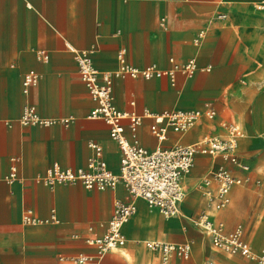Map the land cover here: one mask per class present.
Segmentation results:
<instances>
[{
	"label": "crops",
	"instance_id": "crops-1",
	"mask_svg": "<svg viewBox=\"0 0 264 264\" xmlns=\"http://www.w3.org/2000/svg\"><path fill=\"white\" fill-rule=\"evenodd\" d=\"M220 14L225 19H217ZM200 31L205 35L196 47L193 40ZM68 47L93 49L92 65L100 73L116 70L119 51L137 69L155 66L165 72L170 59L178 64L195 60L199 71L191 79L177 74L174 87L165 75L113 80V102L120 112L200 113L186 133L168 132L167 142L155 140L148 119L134 136L123 122L124 135L153 151L223 138L234 125L242 132L238 156L249 171L220 158L196 156L182 180L179 216L170 219L133 199L121 185L105 191L78 183L46 185L42 178L53 165L85 168L90 144L102 149L110 172L117 175L120 167L121 153L109 127L88 118L94 104ZM38 51L48 55L46 63L36 59ZM29 71L38 82L24 93L22 81ZM25 106L42 118H70L72 123L67 128L23 126ZM219 166L247 181L231 189L224 209L207 212L200 188ZM116 200L134 202L136 212L122 228L124 247L107 254L102 264H161L160 255L144 245L155 241L190 243L188 260L173 256L167 264H201L202 259L203 264H253L211 248L190 223L202 212L221 222L226 233L241 227L253 253H264V0H0V264H55L59 256L92 255L85 240L105 233ZM201 241L207 252L199 259Z\"/></svg>",
	"mask_w": 264,
	"mask_h": 264
},
{
	"label": "built area",
	"instance_id": "built-area-1",
	"mask_svg": "<svg viewBox=\"0 0 264 264\" xmlns=\"http://www.w3.org/2000/svg\"><path fill=\"white\" fill-rule=\"evenodd\" d=\"M261 8L260 6L258 9ZM217 19H225V15L220 14ZM160 26H164V20L160 21ZM204 35V31L197 34L193 40L196 47L201 45ZM68 49L74 54L79 79L94 104L88 118L100 120L109 127V137L117 144L121 153L120 167L117 175L110 172L102 158V149L90 144L92 154L85 168L70 170L53 165L42 178L46 185L52 187L78 183L87 190L95 191L115 190L118 185H121L133 199L142 200L149 209H156L164 219H170L179 216V207L185 197L182 180L193 168L196 156L220 158L224 163L230 164L241 172L249 171L248 166L241 162L238 156V142L242 138V132L234 125L227 128L226 136L223 138L206 137L190 146L176 145L167 149L159 147L153 151L140 146L135 138L128 140L124 135L123 122L129 124L134 136L142 121L148 119L152 121L149 127L151 135L158 143H162L166 140L168 132L184 134L190 130L199 119L200 113L172 111L159 115L149 112L137 115L120 112L113 102V80L124 77L150 80L153 77L165 75L170 85L174 87L177 74L185 79H191L199 71L195 60L178 64L170 59L171 68L165 72L155 66L137 69L127 63L124 51H119L116 54L118 64L116 70L100 73L92 65L93 49L84 51H76L70 47ZM36 59L46 63L48 55L44 51H38ZM37 82L38 76L33 71H29L23 77V92L27 93L29 88L36 86ZM207 115L212 116L211 113ZM21 123L23 126L47 128L61 125L67 128L72 120L70 118H42L36 113L34 107L25 106ZM14 171L11 169V177L14 176ZM246 181L234 177L224 166L211 170L202 182L205 188H200L205 198L206 211L219 212L224 209L229 203L231 189L243 185ZM213 184L216 188L212 192L209 187ZM135 212L134 202L123 203L116 200L113 215L107 223L105 233L100 237L85 240L86 245L93 248L94 253L73 257L59 256L55 264H102L107 254L124 247L126 239L122 228ZM207 212H202L196 218H190V223L209 239L213 250L227 256H240L253 264H264V253L258 255L253 253L249 244L243 239L241 227L226 233L223 224L213 220ZM144 245L147 250L160 255L161 264H167L173 256L188 260L191 255L190 243L170 244L155 241L146 242Z\"/></svg>",
	"mask_w": 264,
	"mask_h": 264
},
{
	"label": "rangeland",
	"instance_id": "rangeland-1",
	"mask_svg": "<svg viewBox=\"0 0 264 264\" xmlns=\"http://www.w3.org/2000/svg\"><path fill=\"white\" fill-rule=\"evenodd\" d=\"M131 219H132V218H130V219L128 220V222L131 221ZM128 222H127V223H128ZM203 241H204V240H203ZM203 241H201L200 243H198V245L196 246V252H197V256L199 257V259H200V258H203V255H205L206 252H207L206 243H204ZM202 260H203V259H202ZM202 260H201V264H203ZM208 263H210V262H208Z\"/></svg>",
	"mask_w": 264,
	"mask_h": 264
},
{
	"label": "bare ground",
	"instance_id": "bare-ground-1",
	"mask_svg": "<svg viewBox=\"0 0 264 264\" xmlns=\"http://www.w3.org/2000/svg\"><path fill=\"white\" fill-rule=\"evenodd\" d=\"M168 140H166L165 142H167Z\"/></svg>",
	"mask_w": 264,
	"mask_h": 264
}]
</instances>
